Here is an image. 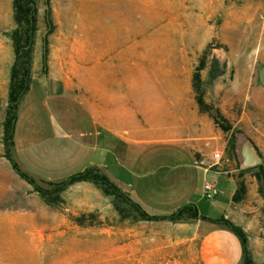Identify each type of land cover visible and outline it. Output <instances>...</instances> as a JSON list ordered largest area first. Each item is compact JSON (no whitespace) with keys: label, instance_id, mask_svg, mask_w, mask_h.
<instances>
[{"label":"rangeland","instance_id":"1","mask_svg":"<svg viewBox=\"0 0 264 264\" xmlns=\"http://www.w3.org/2000/svg\"><path fill=\"white\" fill-rule=\"evenodd\" d=\"M46 1L48 23L45 0H34L37 22L31 81L17 102L11 132L20 168L41 179L57 174L66 177L71 172L59 171L73 163L61 160L70 159L68 149L80 145L76 139L85 140L80 126L74 128L72 120L60 118L57 104L68 100L70 91L47 77L76 81L86 71L82 68L93 67L91 72L103 73L101 87L107 93L121 88L123 97L129 99L106 107L116 108L126 122L133 118L139 123L146 110L155 117L176 108L140 104L142 91L173 93L189 88L192 92L190 76L203 49L200 74L208 81L207 90H212L206 99H213L232 128L239 130L234 147L240 149L241 141L248 138L264 165V139L258 130L264 109L251 94V87L260 85L257 70L264 65V0ZM12 24L11 0H0V264H201L195 240L183 236L177 223L119 220L102 194L97 196L91 186L77 181L59 192L56 204L49 205L11 167L3 155L1 121L13 57L7 34ZM137 93L140 103L134 105L130 97ZM239 118L246 121L245 130L236 122ZM240 159L239 155L235 165ZM213 176L224 191L228 176ZM245 176H252V171H245ZM258 196L262 216L257 226L263 230L247 248L256 263L264 260V203L258 192L255 203ZM215 199L202 197L196 204L198 213V207L203 214L210 212ZM89 212L93 213L90 224L87 216L82 225L73 221L74 216Z\"/></svg>","mask_w":264,"mask_h":264},{"label":"crops","instance_id":"2","mask_svg":"<svg viewBox=\"0 0 264 264\" xmlns=\"http://www.w3.org/2000/svg\"><path fill=\"white\" fill-rule=\"evenodd\" d=\"M70 69L78 70L67 68ZM82 70L87 72L83 71L81 76L75 78L76 81L62 76L47 77L70 91V98L57 104L60 118L72 120L74 128L80 126L85 139H76L80 145L68 149L70 159L66 160L64 156L61 163L66 161L73 164L59 173H73L90 165L103 167L110 179L130 199L151 214L168 213L186 202L198 205L205 197L203 183L213 182L217 193L214 195L216 202H211V211L215 212L203 214L198 207L203 218L174 223L184 231L183 236L195 240L196 254L201 264H243L239 239L224 223L216 220L224 217L239 226L245 233L247 248L250 243L258 241L257 235L263 230L257 226V219L262 216V204L259 196L257 202L254 201L257 194L254 176L246 177L245 171L240 172L239 166L235 165L240 149L227 147L225 134L206 114L197 110L189 88L173 93L142 91L141 103L138 93L131 96L134 105L168 107L172 104L176 108H168L155 117L146 110L139 123L133 118L126 122L116 108H107L121 105L123 98L128 99L123 97L121 88H113L107 93L106 88L101 87V83H104L103 73L91 72L93 67ZM251 94L257 96L254 100L264 109L261 84L253 85ZM236 122L246 129L247 123L242 118ZM258 130L264 139V121L258 123ZM213 150H220L222 159L209 166ZM12 154L16 160L13 149ZM20 169L27 172L24 168ZM216 173H223L229 178V185L224 191L217 187V179L213 176ZM60 175L43 180L64 178ZM238 181L244 183L245 192L241 199L233 201L231 194ZM77 184L91 186L95 194L101 196L90 182L81 180ZM104 200L105 205H109L106 196ZM94 206L100 209L99 205Z\"/></svg>","mask_w":264,"mask_h":264},{"label":"trees","instance_id":"3","mask_svg":"<svg viewBox=\"0 0 264 264\" xmlns=\"http://www.w3.org/2000/svg\"><path fill=\"white\" fill-rule=\"evenodd\" d=\"M12 8V27L8 31L13 57L8 70V82L6 92V107L1 121L2 126V144L3 155L9 160L11 167L27 181L40 198L47 204H56L59 200V192L68 184L75 181H88L95 186L103 196L109 199V202L115 211L119 220H128L130 222L139 220L166 219L172 222L189 221L196 218H203L198 213L194 202H186L179 205L174 210L163 214H151L145 211L137 202L130 199L108 176L103 167L90 165L81 170L58 180L35 179L24 170L20 169L18 163L12 154L11 132L15 117V109L20 97L26 92L31 81V65L33 60V45L36 32V9L34 0H11ZM45 22H49L48 5L45 0ZM42 49L40 54V63L45 66L46 62V38H42ZM205 49L199 56V64L194 68L190 76V85L193 92V98L200 113L206 114L212 122L223 133H228L226 145L229 149L234 148V136L238 129L232 128V122L222 113L218 104L213 99H206V93L212 95V90H207L208 81L201 77L200 69L203 67ZM210 97V96H209ZM254 148L251 141L246 138ZM256 149V148H255ZM260 155V154H259ZM252 170V174L257 180V192L263 198L264 203V165L262 162L246 167L239 168L240 172ZM41 183L47 184L44 186ZM245 186L242 181H238L231 194V200L237 201L243 197ZM264 214V205L262 208ZM88 217V224L91 223L92 212L80 213L73 217L77 224H84V218ZM216 220L224 223L239 239L241 245V254L243 264H264V260L256 263L250 257L246 247V237L243 230L224 217H218Z\"/></svg>","mask_w":264,"mask_h":264},{"label":"water","instance_id":"4","mask_svg":"<svg viewBox=\"0 0 264 264\" xmlns=\"http://www.w3.org/2000/svg\"><path fill=\"white\" fill-rule=\"evenodd\" d=\"M257 78L264 88V65L258 68ZM240 157L239 168L250 167L261 162V156L247 140H243L240 143Z\"/></svg>","mask_w":264,"mask_h":264},{"label":"built area","instance_id":"5","mask_svg":"<svg viewBox=\"0 0 264 264\" xmlns=\"http://www.w3.org/2000/svg\"><path fill=\"white\" fill-rule=\"evenodd\" d=\"M211 164L209 166L216 164L219 160L222 159V153L220 150H213L211 152ZM217 193V188L213 182L205 181L203 183V195L205 197H213Z\"/></svg>","mask_w":264,"mask_h":264}]
</instances>
